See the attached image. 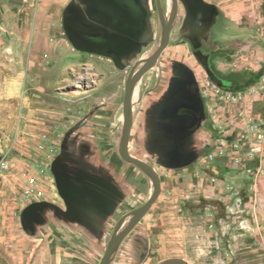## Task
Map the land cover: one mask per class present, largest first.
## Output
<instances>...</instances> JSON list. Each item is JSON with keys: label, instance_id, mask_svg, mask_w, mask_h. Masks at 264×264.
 <instances>
[{"label": "crops", "instance_id": "1", "mask_svg": "<svg viewBox=\"0 0 264 264\" xmlns=\"http://www.w3.org/2000/svg\"><path fill=\"white\" fill-rule=\"evenodd\" d=\"M182 11L183 17L172 26L168 46L130 89L128 154L156 171L158 198L130 227L135 212L156 189L154 178L126 161L120 151L127 85L164 40L163 20L155 18L131 54L74 47L70 84L80 81L87 88L83 98L71 102L73 113L64 116L69 121L76 118L74 123L79 122L80 128L72 131L62 149L69 161L54 164L47 195L35 202L31 244L24 237L23 261L27 264H103L109 250L105 264H165L172 260L201 264L189 252L195 236L200 235L198 222L190 220H198L199 214L185 204L189 187L198 186L204 178L206 115L216 100V83L205 66L211 65L217 72L222 51L231 65L237 43L236 30L217 2L205 9L184 7ZM190 76L200 88L204 112L201 125L186 136L192 119L189 94L181 82ZM206 96L212 100L206 102ZM179 151L192 160L173 158Z\"/></svg>", "mask_w": 264, "mask_h": 264}, {"label": "rangeland", "instance_id": "2", "mask_svg": "<svg viewBox=\"0 0 264 264\" xmlns=\"http://www.w3.org/2000/svg\"><path fill=\"white\" fill-rule=\"evenodd\" d=\"M82 1L0 0V264H27L24 237L31 244L35 219L28 231L23 213L47 195L52 168L69 161L62 149L80 128L64 116L87 88L70 84L75 50L65 20ZM213 1L237 46L231 65L224 51L218 59L226 85L215 84L206 115L203 181L188 189L200 234L190 258L264 264V0Z\"/></svg>", "mask_w": 264, "mask_h": 264}, {"label": "flooded vegetation", "instance_id": "3", "mask_svg": "<svg viewBox=\"0 0 264 264\" xmlns=\"http://www.w3.org/2000/svg\"><path fill=\"white\" fill-rule=\"evenodd\" d=\"M213 3L212 0H84L71 10L65 25L72 45L83 51L131 54L148 33L149 21L160 18L172 20L174 25L183 17L182 8L205 9ZM205 67L222 80L218 85H226L213 66Z\"/></svg>", "mask_w": 264, "mask_h": 264}, {"label": "water", "instance_id": "4", "mask_svg": "<svg viewBox=\"0 0 264 264\" xmlns=\"http://www.w3.org/2000/svg\"><path fill=\"white\" fill-rule=\"evenodd\" d=\"M163 24H164V40H163L161 46L148 59L145 66H143L140 70H138V72H136V74H134L132 76L131 80L129 81V83L127 85V90H126V97H125V117H126V119H125V136H124V140L122 142L121 148H120L121 155L123 156V158L126 161H128L130 163H135L142 170H144L145 172L150 174L154 178L155 183H156V189H155L153 196L150 198V200L145 205H143L141 208H139L135 212L136 216H135V219L133 220V222L131 223L130 227L134 226L136 223H138L144 217V215L149 211L152 204L155 202V200L158 198V196L160 194V182H159V178H158L156 171L150 165H148L142 161H139L137 159L132 158L128 154V143H129V137H130V131H131V122L129 119L130 89H131L132 85L134 84V82L138 78H140L148 69H150L154 65V63L159 58L160 54L168 46V44L170 42L171 29H172L173 21L170 20L169 22H166L163 19ZM207 69H208V67H207ZM208 74H209V77L216 84L222 83V80H220L215 75H213L209 70H208ZM181 86L189 94V101L190 102L188 104V108L190 111V117L192 119V123L188 127V131L186 133V136H190L201 125L202 115L204 112V104L202 101V97L200 95V88L196 84V82L192 76L188 77V79L183 80L181 82ZM175 151H177V149H175ZM180 157L181 158L185 157L187 162H190L192 160L190 156H185V155L183 156V154L180 153V151L178 152V154L173 156V158H180ZM37 207H38V204L34 203L24 211L23 221H24L25 225H28L29 220L35 218ZM126 233L127 232L125 231L122 234H120V236L117 237V240L118 239L120 240V238L124 237V235ZM109 252H110V250H109ZM109 252L107 253V255L105 257L103 264H105V261L109 255ZM165 264H188V263L183 261V260H172V261L167 262Z\"/></svg>", "mask_w": 264, "mask_h": 264}, {"label": "built area", "instance_id": "5", "mask_svg": "<svg viewBox=\"0 0 264 264\" xmlns=\"http://www.w3.org/2000/svg\"><path fill=\"white\" fill-rule=\"evenodd\" d=\"M222 145H223V143H222ZM41 195L43 196V192L42 193H39V196L41 197ZM32 195L30 194V193H28V195H27V199L28 200H30Z\"/></svg>", "mask_w": 264, "mask_h": 264}]
</instances>
